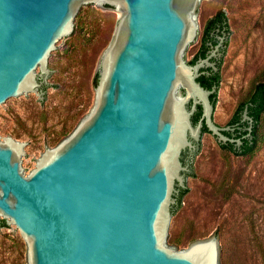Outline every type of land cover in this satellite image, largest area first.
I'll use <instances>...</instances> for the list:
<instances>
[{
	"label": "water",
	"instance_id": "obj_1",
	"mask_svg": "<svg viewBox=\"0 0 264 264\" xmlns=\"http://www.w3.org/2000/svg\"><path fill=\"white\" fill-rule=\"evenodd\" d=\"M206 1L0 0V112L35 91L42 67L53 73L85 6L122 10L95 105L76 128L31 172L22 143L0 139V221L15 224L29 264H221L214 237L184 250L167 245L186 134L197 139L205 124L242 142L212 122L216 88L196 80L199 68L216 66L207 56L184 63ZM183 88L192 113L201 106L196 122L179 100ZM245 119L250 131L246 109Z\"/></svg>",
	"mask_w": 264,
	"mask_h": 264
},
{
	"label": "rangeland",
	"instance_id": "obj_2",
	"mask_svg": "<svg viewBox=\"0 0 264 264\" xmlns=\"http://www.w3.org/2000/svg\"><path fill=\"white\" fill-rule=\"evenodd\" d=\"M219 9L225 11L228 31L216 34L217 44L209 45L203 57L220 74L212 122L229 130L240 102L256 80L264 79V0H207L195 15L198 40L189 46L185 64L200 60L191 63ZM121 14L120 7L85 6L77 32L53 58V73L42 67L35 91L12 99L0 112V139L10 136L22 143L30 172L95 105L102 56ZM186 98L183 88L179 100L193 116ZM186 136L191 149L188 154L184 147L178 150L183 167L176 176L188 191L173 210L167 245L184 250L214 237L221 264H264V114L248 154L222 147L225 140L212 131L200 132L197 139ZM0 264H29L26 241L11 222L0 221Z\"/></svg>",
	"mask_w": 264,
	"mask_h": 264
},
{
	"label": "trees",
	"instance_id": "obj_3",
	"mask_svg": "<svg viewBox=\"0 0 264 264\" xmlns=\"http://www.w3.org/2000/svg\"><path fill=\"white\" fill-rule=\"evenodd\" d=\"M227 16L225 11L219 9L213 17L208 20V23L204 29L201 41V47L195 57L191 60L193 63L198 56H205L209 45L215 44L217 39L216 34H220L221 31L227 30ZM202 73L197 76L196 80L205 88H212L215 86L216 90L210 94L213 103L215 102L217 87L220 82V74L218 69H212L211 67H203ZM197 110L194 112L193 121L196 122L201 115V106H197ZM246 109L247 115L251 117V130L249 131L246 127L249 125L248 119L242 120V113ZM264 114V79L256 80L253 84V88L249 95L238 105L235 113L228 122V125L232 126L233 129L223 130V133L229 137L241 138V144L235 146L234 142L226 141L221 144L222 147L227 148L237 154H248L255 148L257 142V126L263 118ZM203 131H210L204 124ZM249 132V135L247 133ZM64 133V132H63ZM187 187L180 188L177 195L175 209L180 204L182 197L187 192ZM4 224V221H2Z\"/></svg>",
	"mask_w": 264,
	"mask_h": 264
},
{
	"label": "bare ground",
	"instance_id": "obj_4",
	"mask_svg": "<svg viewBox=\"0 0 264 264\" xmlns=\"http://www.w3.org/2000/svg\"><path fill=\"white\" fill-rule=\"evenodd\" d=\"M203 249H207V248H203Z\"/></svg>",
	"mask_w": 264,
	"mask_h": 264
},
{
	"label": "flooded vegetation",
	"instance_id": "obj_5",
	"mask_svg": "<svg viewBox=\"0 0 264 264\" xmlns=\"http://www.w3.org/2000/svg\"><path fill=\"white\" fill-rule=\"evenodd\" d=\"M208 50V49H207Z\"/></svg>",
	"mask_w": 264,
	"mask_h": 264
}]
</instances>
